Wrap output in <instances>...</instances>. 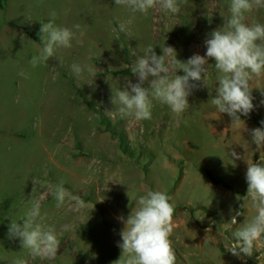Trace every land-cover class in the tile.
<instances>
[{
  "label": "rangeland",
  "instance_id": "1",
  "mask_svg": "<svg viewBox=\"0 0 264 264\" xmlns=\"http://www.w3.org/2000/svg\"><path fill=\"white\" fill-rule=\"evenodd\" d=\"M180 6L179 14L157 6L133 18L127 10L114 11L118 5L107 0H0V81L10 82L0 93V112L14 119L26 102L28 123L37 131L23 144L0 136V264L17 258L27 264H113L122 255L117 244L124 224L118 217H127L149 190L166 193L176 209L170 237L176 264H264V250L241 258L225 247L232 244L231 232L256 215L253 202L243 199L247 163L233 160L231 152L244 155L246 147L253 162H259L260 154L249 132L243 126L232 128L231 118L210 101L217 87L215 61L209 60L207 76L212 95L207 87L194 90L189 109L180 116L154 101L150 120L121 118L111 102L113 92L127 81L137 82L133 73H110L125 68L132 72L136 57L131 52L151 45L163 55L162 47L171 46L177 59L186 62L194 54H206L208 35L230 16V0H180ZM52 12L58 26L77 35L74 25H81L83 42L74 39L72 48L56 52L62 66L50 58L33 67L30 61L44 45L25 33L40 38L42 23ZM129 19L127 31L121 32L119 23ZM245 22L264 24V8L246 14ZM73 63L95 66L96 77L85 72L78 80ZM177 71L170 66L169 75ZM177 74L184 75L182 70ZM251 86L256 108L250 119L241 117L247 129L264 121V76L254 78ZM50 105L53 113H43ZM58 120L60 129L39 135L40 128L52 130ZM210 175L230 186L212 182ZM61 180L88 207L76 212L66 202L58 209L49 186L54 189ZM37 197H43V226L55 227L61 242L51 260L33 258L19 239L8 235L12 220L21 222ZM236 211L245 215L231 226ZM65 224L71 228L60 234Z\"/></svg>",
  "mask_w": 264,
  "mask_h": 264
},
{
  "label": "clouds",
  "instance_id": "2",
  "mask_svg": "<svg viewBox=\"0 0 264 264\" xmlns=\"http://www.w3.org/2000/svg\"><path fill=\"white\" fill-rule=\"evenodd\" d=\"M114 2L130 10L133 18L136 13L146 16L149 10L157 6L171 14L181 12L180 0ZM257 8H264V0H230V16L224 18L223 26L213 30L205 40L206 54H194L186 62L177 59L176 50L171 46L162 47L163 55H157L151 45L139 52H131L136 57L131 70L137 77V82L127 81L125 87L113 92L111 98L116 106L115 111L121 118L150 120L154 101L166 104L172 113L180 116L189 109V97L194 90L209 88V60L215 61L217 87L210 101L220 114H227L231 118L232 128L243 126L249 132L251 141L260 154L259 162H253L248 158L246 147L244 155L235 150L231 152L233 160H244L247 163L248 189L243 199L245 204L251 200L256 209L255 216L250 220L246 219L231 232V246L225 244L229 252L241 258L252 257L255 252L264 250V121L261 122V127L247 129L245 121L241 119L242 116H249L256 108L253 103L255 97L252 95V80L264 76V24L245 22L246 14ZM50 17L48 22L42 23L40 38L44 46L38 56L32 57L30 63L33 67L47 63L50 58H56L62 66L63 59L56 57V52L61 48H72L74 39L77 43L83 42L85 32L81 25H74L79 33L77 35L71 28L55 23V12L50 13ZM131 22V19L120 22L119 30L126 32L127 25ZM170 66L178 69L177 73L182 70L184 75L176 73L175 76H170ZM71 70L78 80L84 78L85 72L92 77H96L97 73V68L88 63H73ZM19 74L25 76L23 71ZM145 84L148 86L145 87ZM209 94L212 95L210 88ZM261 95L264 96V89H261ZM261 104L264 105V100ZM108 113L111 114V111ZM34 182L36 184L35 180ZM64 184L61 180L54 189L49 186L58 209L66 202L76 212L88 207L80 196L71 193ZM42 199L43 197H37L30 201L31 207L21 222L12 220L8 235L9 239H19L23 249L28 250L33 258L51 260L59 252L61 242L55 227L43 226L45 217L41 212ZM237 199L241 197L238 196ZM245 204L242 205L243 208ZM175 211L170 197L162 191L149 190L145 195L139 196L130 214L118 217L124 224L120 232L121 241L117 244L122 255L113 264H176L177 258L170 239L174 230ZM243 215L244 212L236 211L228 224L237 225V218ZM70 228L69 224L62 225L60 234ZM221 235L224 241L225 237ZM12 264H27V261L17 258Z\"/></svg>",
  "mask_w": 264,
  "mask_h": 264
},
{
  "label": "crops",
  "instance_id": "3",
  "mask_svg": "<svg viewBox=\"0 0 264 264\" xmlns=\"http://www.w3.org/2000/svg\"><path fill=\"white\" fill-rule=\"evenodd\" d=\"M107 1H114V0H107ZM114 10V8H113ZM192 17H194L195 19H198L197 15H192ZM27 39L30 40V38L33 36L31 35V33H25V36ZM35 41H37L35 38H33ZM31 41V40H30ZM39 42V41H37ZM33 43V42H32ZM10 84L9 81H0V93H4L6 92V86ZM26 97V96H25ZM20 105H25L24 109H20L19 111L20 116L17 115L14 119H8L7 116L5 115V112H0V136L1 138H7L8 140H11L12 143H16V144H23L24 142H26L29 138L31 139L36 133L35 132V125H32L30 122L28 123V113H29V106L27 107L26 102L25 103H21ZM53 113L52 110V106L50 105V109H46L45 111H43V113ZM21 114L23 116V120L21 118ZM54 122V120L52 121ZM55 127H52V130L47 129V130H43V129H39V135L44 137V133H50L53 132V130H58L60 129V120L55 121L54 123ZM43 127V126H42ZM35 134H32L34 133Z\"/></svg>",
  "mask_w": 264,
  "mask_h": 264
},
{
  "label": "trees",
  "instance_id": "4",
  "mask_svg": "<svg viewBox=\"0 0 264 264\" xmlns=\"http://www.w3.org/2000/svg\"><path fill=\"white\" fill-rule=\"evenodd\" d=\"M16 27L21 28L20 26H16ZM31 35L37 41H39V42L41 41V39L37 35H34L33 33H31ZM110 73L114 74V75H120V74L132 75V72L130 70L126 69V68L125 69H120V70H110ZM246 118L250 119L249 116H247ZM210 178H211L212 182H214L216 184H221V185H224V186H227V187L230 186L228 182H226L224 179H222L219 176L210 175Z\"/></svg>",
  "mask_w": 264,
  "mask_h": 264
},
{
  "label": "bare ground",
  "instance_id": "5",
  "mask_svg": "<svg viewBox=\"0 0 264 264\" xmlns=\"http://www.w3.org/2000/svg\"><path fill=\"white\" fill-rule=\"evenodd\" d=\"M112 3H115L114 1H112ZM116 5V4H115ZM126 10L128 11V12H130V10H128V9H126V8H124V7H122V6H118L117 8H114V11H123V12H126ZM132 14V13H131Z\"/></svg>",
  "mask_w": 264,
  "mask_h": 264
}]
</instances>
